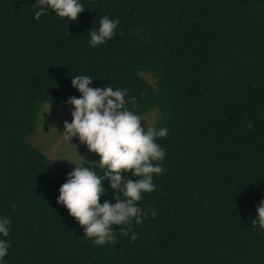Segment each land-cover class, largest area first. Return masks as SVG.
I'll use <instances>...</instances> for the list:
<instances>
[{"label":"trees","instance_id":"trees-1","mask_svg":"<svg viewBox=\"0 0 264 264\" xmlns=\"http://www.w3.org/2000/svg\"><path fill=\"white\" fill-rule=\"evenodd\" d=\"M81 3L69 21L51 9L34 19V0H0L6 264H264V230L251 223L264 198V0ZM105 14L119 24L92 47L88 33ZM77 74L93 87L128 89L136 113L157 106L151 126L168 130L156 138L165 149L156 188L136 202L156 215L133 222L128 235L113 226L117 239L104 245L57 202L72 169L28 139L44 101L80 95ZM104 199L115 202L110 188Z\"/></svg>","mask_w":264,"mask_h":264},{"label":"clouds","instance_id":"clouds-1","mask_svg":"<svg viewBox=\"0 0 264 264\" xmlns=\"http://www.w3.org/2000/svg\"><path fill=\"white\" fill-rule=\"evenodd\" d=\"M33 18L38 19L48 9L69 21L77 19L84 9L81 0H34ZM119 24L118 19L108 14L99 18L98 27L88 33L87 43L96 47L110 39ZM93 78L87 74L71 75V84L80 95H71L66 102L71 104V121H64L61 132L66 140L73 136L87 146L89 151L98 154V160H83L74 164L66 173V180L59 186L57 202L69 210L80 226L84 235L92 243L104 245L117 239V228L128 235V228L134 222L139 225L148 215L155 216L154 210L146 211L136 202L142 193L152 192L156 188L153 174H160L162 166L158 161L165 157V149L156 142L157 137H164L167 128L142 126V118L126 107L127 102L135 106L136 97L128 95V89L112 86H91ZM251 127V125H249ZM91 165H98L102 171L97 173ZM133 178H125L122 173H129ZM107 179L108 187L104 181ZM112 190L115 202L100 200L102 193ZM15 208V203L12 204ZM257 230H264V198L256 205V214L251 218ZM11 221L7 216H0V264H6L5 257L10 247L9 235ZM132 232L129 238L135 240Z\"/></svg>","mask_w":264,"mask_h":264},{"label":"rangeland","instance_id":"rangeland-1","mask_svg":"<svg viewBox=\"0 0 264 264\" xmlns=\"http://www.w3.org/2000/svg\"><path fill=\"white\" fill-rule=\"evenodd\" d=\"M144 75L150 82L154 83L155 80L150 74L145 72ZM72 107L71 104L64 100L44 101L40 106L34 130L28 137L33 145L44 151L49 157L71 169L74 164L66 158L72 159L79 164L83 160L82 156H84L86 158V166H90L87 164L88 160L99 159L98 154L89 151L87 146L80 142L76 136H73L71 141H69L61 133L64 121L68 120L70 122L72 119ZM137 114L142 118V126H151L156 123L159 117V108L153 106L146 112ZM91 166L97 172L101 170L98 165Z\"/></svg>","mask_w":264,"mask_h":264}]
</instances>
